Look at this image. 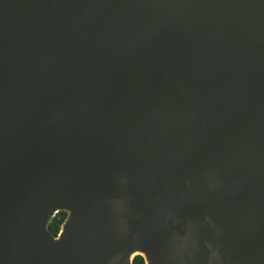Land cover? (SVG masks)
Wrapping results in <instances>:
<instances>
[{"label":"water","instance_id":"water-1","mask_svg":"<svg viewBox=\"0 0 264 264\" xmlns=\"http://www.w3.org/2000/svg\"><path fill=\"white\" fill-rule=\"evenodd\" d=\"M137 257L264 264V0H0V264Z\"/></svg>","mask_w":264,"mask_h":264},{"label":"trees","instance_id":"trees-1","mask_svg":"<svg viewBox=\"0 0 264 264\" xmlns=\"http://www.w3.org/2000/svg\"><path fill=\"white\" fill-rule=\"evenodd\" d=\"M67 214L64 212L59 213L54 221L50 225V231L57 235L60 231L61 225L63 224ZM134 264H144V259L142 257H137Z\"/></svg>","mask_w":264,"mask_h":264}]
</instances>
